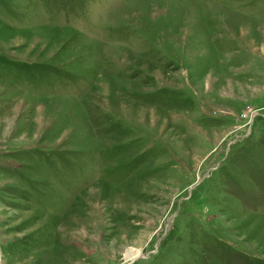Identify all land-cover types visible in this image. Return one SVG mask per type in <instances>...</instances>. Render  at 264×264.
<instances>
[{
    "label": "rangeland",
    "instance_id": "obj_1",
    "mask_svg": "<svg viewBox=\"0 0 264 264\" xmlns=\"http://www.w3.org/2000/svg\"><path fill=\"white\" fill-rule=\"evenodd\" d=\"M0 264H264V0H0Z\"/></svg>",
    "mask_w": 264,
    "mask_h": 264
},
{
    "label": "bare ground",
    "instance_id": "obj_2",
    "mask_svg": "<svg viewBox=\"0 0 264 264\" xmlns=\"http://www.w3.org/2000/svg\"><path fill=\"white\" fill-rule=\"evenodd\" d=\"M139 255L140 253H136V251L128 250L126 253V258H129V261H133Z\"/></svg>",
    "mask_w": 264,
    "mask_h": 264
}]
</instances>
